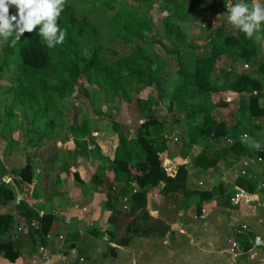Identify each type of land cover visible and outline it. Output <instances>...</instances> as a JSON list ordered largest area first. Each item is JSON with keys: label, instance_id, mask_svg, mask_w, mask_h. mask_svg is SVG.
I'll return each mask as SVG.
<instances>
[{"label": "trees", "instance_id": "trees-1", "mask_svg": "<svg viewBox=\"0 0 264 264\" xmlns=\"http://www.w3.org/2000/svg\"><path fill=\"white\" fill-rule=\"evenodd\" d=\"M78 1L81 8L66 0L59 17L60 28L67 30L63 44L51 49L46 47L39 35V26L32 33L21 36L14 47L10 46V40L4 43L0 72L3 67L8 69L7 60L10 59L14 77V83L5 89L11 94V101L3 112L4 140L17 141L13 133L17 125L12 120L15 110L20 112L22 119L25 118L26 126L18 140L23 145L24 165L11 171L9 183H0V205L15 202V190L20 187L30 191L33 181L31 155L34 153L28 151L36 152L49 143L55 145L62 123H55L50 116L57 114L62 118L59 103L72 95L79 81L81 85L77 91L88 99L94 115L101 114L102 103L119 99L134 102L143 118L131 137L118 123H111L118 141L112 158L102 154L87 117L71 124L64 135L66 141H71L68 151L72 155L68 156L72 159L71 163L65 164L63 171L76 185L83 187L89 183L106 196V210L110 213L108 224L111 226L106 234L118 245L128 244L134 236L152 233L145 211L148 196L197 198L195 210L198 214L203 203L216 201L219 206H226L221 200L228 202L233 198L232 186L223 180L215 181L208 190H190L187 187L190 168L205 172L214 179L220 169H234L242 158H259L264 173V152L241 143L245 133L261 143L264 141V107L260 105L264 100V59L260 63L256 59L262 43L257 44L236 30L223 35L218 42L213 41L206 55L198 57L197 44L188 43L180 27L172 22L196 14L217 15L231 0ZM154 5L162 14L159 18L162 35L171 38L173 45L171 48L164 45L162 37L153 42L167 51L177 67L167 95L168 112L171 118L175 112H181L186 126L185 147L176 158L180 162L175 172L173 162L167 157L161 158L168 154L172 140L167 128L169 122L158 119L151 95L146 99L138 96L145 88L168 84L170 79L163 78L166 63L148 54L143 47L137 46L118 55L103 42L105 36L107 41L123 42L143 41L147 35L153 36L156 24L149 10ZM85 9L87 14L83 12ZM16 11L15 6L10 8V14L14 15ZM92 11L110 17L103 35L99 19L89 17ZM87 47L89 54L85 55ZM108 53L110 57L106 55ZM225 57L231 63H238L239 70L225 73L220 67ZM217 74L223 79H216ZM173 122L179 124L176 119ZM193 151L195 155H192ZM77 158L93 160L96 165L91 170H84L78 165ZM185 159L187 165L181 163ZM0 167L3 168L1 163ZM257 182V178L239 175L232 185L251 194ZM120 204L128 209L122 211ZM15 207L26 221H37L41 227L49 226L55 220L52 214L39 216L30 212L24 207L23 200ZM12 226V215H0V253L10 260L16 258L17 252L14 241L8 237L4 240V236ZM35 231L39 232V227Z\"/></svg>", "mask_w": 264, "mask_h": 264}, {"label": "crops", "instance_id": "crops-1", "mask_svg": "<svg viewBox=\"0 0 264 264\" xmlns=\"http://www.w3.org/2000/svg\"><path fill=\"white\" fill-rule=\"evenodd\" d=\"M95 142L101 149L102 142ZM117 144L118 141L114 150ZM65 145L63 149L45 145L36 152L28 151L34 153L31 155V189L28 192L22 187L16 189V198L20 197L30 212L39 216L52 214L55 220L49 226H38L39 232L25 230L14 240L15 231L25 218L15 207L17 201L0 205V215L13 216L12 229L4 240L7 237L12 239L17 252L14 260L0 253V264H77L78 257L85 259L84 264H255L264 259V249L252 245L254 237L264 238L261 162L250 161V166L252 163L260 166L253 172L256 176L251 174L250 166L248 169V176L257 178V186L253 193H245V202L236 207L219 206L212 201L203 203L198 214L195 210L197 198L148 196L145 211L152 233L134 236L128 244L118 245L106 234L111 230L106 196L95 186L89 183L78 186L65 175L62 163L64 159L71 163L72 157L68 156L71 141H65ZM22 147V141H0V163L5 170L0 174V183H6L4 178L7 175L10 182L11 171L24 165ZM76 161L84 170H91L96 165L93 160L77 158ZM235 170L230 169L226 174L233 172L236 177ZM233 182L226 181L232 186V197L239 190L232 185ZM49 183L55 190L48 189ZM119 207L125 211L124 205ZM171 216L175 221L169 220ZM242 227L244 231H240ZM229 241L238 243L240 253L235 257L228 251ZM40 247L43 251L39 250Z\"/></svg>", "mask_w": 264, "mask_h": 264}, {"label": "rangeland", "instance_id": "rangeland-1", "mask_svg": "<svg viewBox=\"0 0 264 264\" xmlns=\"http://www.w3.org/2000/svg\"><path fill=\"white\" fill-rule=\"evenodd\" d=\"M69 1L73 6L77 8L82 7L78 0ZM125 1L130 2V0ZM236 2L237 0L229 1V3ZM156 7L157 5H154L153 8L149 10V15L156 24L154 29L155 34L153 36L147 35L146 40L143 41L134 40L127 42L116 40L107 41L105 36L103 42L105 43V46L108 47V49H110L112 52H116L118 55H123L129 50L140 46L145 48L148 54L163 59L166 63L163 78L170 79L168 84H160L158 86H153V88H145L138 94V96L140 98L146 99L149 95H151L154 101L155 114L157 115L158 119L169 122L167 128L172 140L168 146V154H164L163 156H161V158L164 159L165 157H167V159H170V161L173 160L172 162L174 164V167L172 168L175 172V168L180 162L176 158L180 155L185 147L184 130L186 129V126L183 114L181 112H175V115L173 117L174 119L179 121V124L173 122L174 119L170 117L168 112L167 95L171 90L172 83L175 80V70L177 67L167 51L160 48L155 42H153L154 39H160L162 37L161 41L162 43H164V45H166L167 47L169 46L170 48L173 45L171 38L162 35L161 27L159 25V18L162 16V14L158 12ZM87 11L88 10L85 9L83 12L87 14ZM227 14L228 13L226 8L223 12L214 16H204V14H196L188 19L182 21L172 20V22L180 27L188 43L197 44L196 55L198 57H204L206 55V52L209 51L210 45L213 43V41L218 42L223 35L230 34L236 31V29H234L228 23ZM99 16L101 18H99ZM89 17L92 20H95L96 18L99 19L98 24L100 25L99 28L101 27V33L103 35V33L106 32V23L110 20V17L108 15L104 17L96 11H92L91 14H89ZM262 46H260V50L256 58L258 63L262 62L264 59V43H262ZM3 47L4 42H0V66L1 64H3ZM84 53L85 55L89 54L88 47L84 49ZM106 55L110 57L111 54L108 53ZM9 63L10 59L7 60V64L9 65L8 69L3 67L4 69L0 72V141H5L3 138L4 131L2 130L5 120L3 115L4 108L11 101V94L5 91V89H8L14 83V77L11 75V69L13 66ZM220 67L225 73H228L230 71H233L234 73L235 70H237V68L239 67V64L231 63V61L225 57L221 60ZM254 67L255 66H253L251 69H249L248 67V70H252ZM216 79H223L222 75L217 74ZM80 82L81 81H79V84L76 85L74 92L70 97L60 101L59 107L63 113L62 118H60L57 114H53L50 116V119L55 123H62V127L58 129V137L56 138L54 143L55 145L53 146L59 149H63L66 146L64 135L68 133L69 126L71 124L78 123L83 117H87L91 125V130L93 132L92 136L94 137V140L98 141V143L102 142L101 151L103 155L112 158L111 156L113 154L112 152L114 151L117 136L112 131L111 123L113 121L118 123L121 126L122 131L126 132L131 137L135 134L143 118L139 115L134 102L126 103L119 99H114L113 102L110 103H102L99 109L101 114H99L98 116L94 115L92 113V108L89 105L88 99L84 97V95L81 96L79 91H77V88H79V86L81 85ZM260 105L264 107V100L260 101ZM26 119L29 120V118ZM12 120L17 125V128L13 133L15 140L18 141L22 137V131L26 126V120L25 118L22 119L21 114L18 110L14 111ZM49 145L52 144L49 143L46 146L49 147ZM64 160L65 161L62 163L63 167L67 163V160ZM258 167H260L258 166V164L256 166L255 163H252L250 166V168H252L251 174H253V172L256 171ZM226 170L227 168L220 169L217 176L212 179L207 173L202 172L198 169L190 168L188 175L189 183L187 187L191 190L193 189L201 191L213 185L215 181H234L236 179L235 174L232 172L230 173V175H228L226 174ZM3 171L5 170L0 167V174H3ZM12 171L16 170L13 169ZM49 180L50 179H47V181ZM4 181H6V183L9 182L8 175L4 178ZM48 189L55 190L52 183L48 184ZM236 198L237 197L233 196V198H231L228 202H225V199H222L221 203L226 204V206L228 207H233V205L234 207H236V205L241 204L242 201L245 202V196L242 197V199ZM169 220L175 221L172 216L169 217Z\"/></svg>", "mask_w": 264, "mask_h": 264}, {"label": "clouds", "instance_id": "clouds-1", "mask_svg": "<svg viewBox=\"0 0 264 264\" xmlns=\"http://www.w3.org/2000/svg\"><path fill=\"white\" fill-rule=\"evenodd\" d=\"M66 0H0V42L11 41L14 47L25 33H32L39 26V35L46 47L55 48L63 44L67 30L61 29L58 20L64 11ZM15 6L16 14H10ZM227 21L236 30L253 39L257 44L264 43V3L261 0H237L228 3ZM241 143L256 151H264V144L249 136L241 137Z\"/></svg>", "mask_w": 264, "mask_h": 264}, {"label": "built area", "instance_id": "built-area-1", "mask_svg": "<svg viewBox=\"0 0 264 264\" xmlns=\"http://www.w3.org/2000/svg\"><path fill=\"white\" fill-rule=\"evenodd\" d=\"M228 143H231V141H227ZM197 150V149H196ZM195 150V151H196ZM264 152V151H263ZM192 155H195V152H192ZM251 160L248 158H242L233 168L236 169V176H248V169L250 166V162ZM257 162H261V160L258 158L256 160ZM183 165H187L188 164V160H183L181 162ZM260 188H264V183H260ZM237 194L235 195V197H237L236 199H241L242 197H244V195H246L242 190H237ZM125 210L127 209V206L123 207ZM38 228V223L36 221H26L23 219L22 223L17 227L15 234L13 236V239L16 240L18 239L19 234H21L23 231H27L28 229H37ZM240 231H244V227H242L240 229ZM59 239L62 240V236H59ZM252 245L254 248H263L264 249V238L260 237V236H256L253 238L252 240ZM40 251H43V248L40 247L39 248ZM229 253L232 255V257L237 256L240 252L238 249V243L236 241H229ZM85 263V259L83 257H78L77 258V264H84ZM255 264H264V259H260L258 261H256Z\"/></svg>", "mask_w": 264, "mask_h": 264}, {"label": "water", "instance_id": "water-1", "mask_svg": "<svg viewBox=\"0 0 264 264\" xmlns=\"http://www.w3.org/2000/svg\"><path fill=\"white\" fill-rule=\"evenodd\" d=\"M16 201L19 202V201H20V197H17V198H16Z\"/></svg>", "mask_w": 264, "mask_h": 264}]
</instances>
